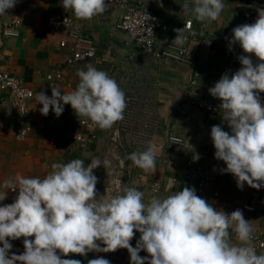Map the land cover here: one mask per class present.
Returning a JSON list of instances; mask_svg holds the SVG:
<instances>
[{"label":"crops","instance_id":"0c3cea01","mask_svg":"<svg viewBox=\"0 0 264 264\" xmlns=\"http://www.w3.org/2000/svg\"><path fill=\"white\" fill-rule=\"evenodd\" d=\"M134 1L151 9L168 23L169 28L158 34V49L172 44L177 35L175 30L182 29L186 21H191L198 35L187 40L184 46L193 65L143 53L124 31L116 27L121 15L117 7H110L104 14L90 20H82L77 19L71 9L65 10L62 0H20L13 9L7 10V15H0V29L15 16L21 20L19 35L5 37L0 45V69L10 71L32 90L51 97L52 88L46 74L61 71L62 80L55 87L61 90V94H66L74 91L79 83L77 70H86V65L91 64L115 79L125 93L127 104L124 118L111 128L100 129L92 123L91 129L80 123L81 118L77 117L70 104L64 105L59 117L51 109L47 116L42 115V104L34 100L29 101L22 111L13 107L6 91L0 88V192L5 191L2 187L4 180L14 179L17 173L26 178L43 179L52 171L53 163L66 164L73 159H81L87 165L92 159L99 158L109 163L94 169L98 178V198L115 196L109 191H113V187L118 190L121 185V194L124 187H136L144 193V202L148 203L153 196L163 199L184 187L191 188L194 181L192 172L201 167L208 174L209 181L205 191L198 196L227 214L242 210L244 218L251 221L253 233L264 236V187L259 189L258 195L246 183L241 190L232 174L221 173L226 164L215 158L210 135L213 125H221L231 134L229 126L222 121L218 108L220 100L208 91L228 66L227 57L221 49L213 46L210 37L232 28L238 16L248 8V0H224L225 7L219 18L211 23L204 22L206 27L190 12H182L181 6L185 2L192 6L193 0ZM57 13L71 16L75 25L93 39L96 46L93 58L66 64L72 54V40L66 33L59 34L47 24L48 17ZM62 38L67 40L64 47L59 45ZM253 62L260 61L254 59ZM240 67L238 63L236 71ZM192 69L199 72L214 109L180 115L179 109L186 107ZM259 96L264 104V92ZM24 127L29 128L28 135L19 140L15 132ZM117 130L119 139L115 140ZM76 134L83 140H74ZM169 134L182 142L169 145ZM149 141L156 147L154 173L145 172L126 159L132 152L145 150ZM194 154H199L198 161H193ZM154 184L159 185L158 191H154ZM17 194L18 190L8 191L0 206L13 203ZM243 205H251L254 210L247 211ZM229 233L230 242L238 244L232 228ZM139 237L140 233L136 232L131 245L135 246ZM10 242L13 244L11 252H14V240ZM97 243L104 247L100 241ZM256 252L264 254V248L256 249ZM57 254L64 259L80 260L82 264H88L84 259L90 254L89 260L103 257L110 264H129L130 260L127 249L107 253L90 251L86 256L69 253L65 257L59 250ZM139 255L144 257L148 253L141 251Z\"/></svg>","mask_w":264,"mask_h":264},{"label":"clouds","instance_id":"9594fccd","mask_svg":"<svg viewBox=\"0 0 264 264\" xmlns=\"http://www.w3.org/2000/svg\"><path fill=\"white\" fill-rule=\"evenodd\" d=\"M19 2L0 0V15H7ZM62 7L71 9L77 19L90 20L108 11L110 4L106 0H62ZM224 7V0H193L192 6L185 2L181 9L201 23H211ZM175 31L172 44L182 48L187 42L185 29ZM226 39L229 51L239 44L243 53L254 54L260 62L254 63L251 55L238 56L241 67L231 76L225 72L208 89L220 100L222 121L231 130L230 134L221 125L211 127L214 156L226 164L220 171L232 174L238 189L246 183L259 190L264 187V104L259 96L264 92V8L258 10L254 23L233 28L231 38ZM77 76L79 83L70 93L61 94L53 86L51 97L36 93L42 115L47 116L51 109L59 117L64 105L70 104L79 119L86 118L100 129L111 128L124 118L125 93L115 79L91 64L86 70L78 69ZM199 158V154L193 155L194 162ZM126 159L145 172L156 171V147L151 141L145 150L132 152ZM108 163L94 158L85 165L84 160L73 159L53 163L43 179L19 173L14 179H5L0 201L7 198L8 191L18 190V194L13 203L0 206V264H82L61 258L57 250L66 257L118 249H127L130 264H264V254L258 255L253 247L251 221L242 210L231 214L218 210L194 188L184 187L163 199L153 196L148 203L136 187L98 198L94 169ZM230 228L238 244L230 242ZM136 232L140 237L133 247L130 241ZM21 237L24 252L17 255L11 252L10 241ZM141 251L148 255L141 257ZM88 264L110 261L99 257Z\"/></svg>","mask_w":264,"mask_h":264},{"label":"built area","instance_id":"2783aa9c","mask_svg":"<svg viewBox=\"0 0 264 264\" xmlns=\"http://www.w3.org/2000/svg\"><path fill=\"white\" fill-rule=\"evenodd\" d=\"M110 4V7H117L121 11V15L116 22V27L124 31L130 40L137 44L143 53H151L157 58L171 59L183 64L193 65V60L188 56L187 48L177 47L174 44H168L162 49H158L157 38L158 34L166 31L169 28L168 23L161 18L157 13L151 9L143 6L139 2L134 0H106ZM248 8L241 13L235 20L232 28L219 31L215 36H211V43L215 48H219L223 51L224 55L228 59L227 69L222 73L228 72L231 76L236 71L237 64L239 63L238 56L251 55L252 59H257L254 54L243 53V50L239 44L232 46V50L229 51V42L227 38H231L232 29L242 24H252L258 17V10L264 8V0H248ZM149 17V19H148ZM67 18V20H66ZM66 20V21H65ZM65 21V23H64ZM21 20L15 16L9 22L2 24L0 29V45H2L5 37H16L19 35ZM47 24L53 31L62 34L66 33L72 40V54L67 58L66 64L73 65L76 62L83 60H89L93 58L96 53V46L92 38L83 33L76 25L73 18L66 14H51L48 17ZM183 28L185 29L184 36L187 40L197 38L198 31L192 26L191 21H186ZM204 37H208L203 34ZM67 44V40L62 38L59 45L64 47ZM191 78L188 81L187 93L185 99L186 107L179 109L180 115H186L194 113L195 110L212 111L214 106L205 92V88L201 82L199 72L192 69ZM61 71L50 72L46 74V80L49 87L52 88L62 80ZM0 88L6 91L13 107L19 108L25 111L26 104L34 100L37 102V91L29 88L21 78L17 77L10 71L0 69ZM80 123L83 126L93 128V124L86 118H81ZM29 128H18L15 132V137L22 140L27 137ZM74 140L82 141L83 137L76 134L73 136ZM119 139L118 130L115 132V140ZM168 144L181 143L182 140L176 136L169 134L167 136ZM193 183L191 188H194L196 194H202L207 188L209 176L201 168L196 167L192 172ZM154 191L159 190V185L154 184ZM254 189V188H253ZM257 189H254V193L258 195ZM243 209L247 211H253L254 207L251 205H243ZM253 247L255 249L264 248V236L253 233ZM34 239V237H29ZM24 238L14 240V252L19 255L24 252L23 246ZM135 247L134 245H132ZM126 261L128 259L126 257ZM130 264V260H129Z\"/></svg>","mask_w":264,"mask_h":264},{"label":"rangeland","instance_id":"374dc122","mask_svg":"<svg viewBox=\"0 0 264 264\" xmlns=\"http://www.w3.org/2000/svg\"><path fill=\"white\" fill-rule=\"evenodd\" d=\"M116 184H120V183H116ZM120 189H121V185H120V187H118V190H117V188L115 189L113 187V191H109V193L112 192L113 195L121 194V191H119ZM116 191H119V192H116Z\"/></svg>","mask_w":264,"mask_h":264},{"label":"trees","instance_id":"16d2710c","mask_svg":"<svg viewBox=\"0 0 264 264\" xmlns=\"http://www.w3.org/2000/svg\"><path fill=\"white\" fill-rule=\"evenodd\" d=\"M90 255H92V254H90ZM90 255L87 258H85L84 260L88 262Z\"/></svg>","mask_w":264,"mask_h":264}]
</instances>
